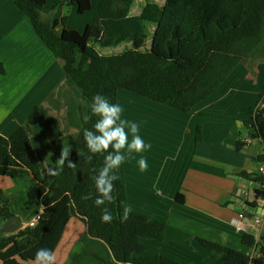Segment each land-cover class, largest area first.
<instances>
[{"label":"trees","instance_id":"trees-1","mask_svg":"<svg viewBox=\"0 0 264 264\" xmlns=\"http://www.w3.org/2000/svg\"><path fill=\"white\" fill-rule=\"evenodd\" d=\"M10 1L41 46L61 63L86 112L70 148L76 168L65 163L48 186L42 180L38 157L26 130L19 127L7 139L0 136V177L19 183L29 180L24 191L7 194L0 189V226L15 216L25 222L38 217L32 227L13 235L0 232V251L15 242L26 250L38 245L49 229L56 204L66 195L69 215L79 220L86 232L75 243L65 264H180L161 255L142 256L143 240L164 239L163 223L133 211L127 222H120L122 204H127L120 168L113 193L116 201L106 205L113 220L101 221L103 206L94 203L97 193L92 177L102 167L104 156L96 154L88 161L86 156L92 154L83 137V130H94L98 119L91 114L92 98L99 93L115 104L120 94H130L179 113H190L216 94L240 64L264 62V0H164L162 6L147 3L138 15H130L135 0H99L83 34L67 30L66 17L58 21L53 10L46 12L47 0ZM90 2L59 0V6L76 5L83 13ZM59 25L62 28L57 32ZM150 25L153 30L147 48ZM122 43L130 47L114 55H100L95 48ZM260 98L264 102V89ZM248 115L249 120L244 121L248 137L264 149V108ZM89 116L91 119H86ZM38 119L35 111L27 122L35 126ZM44 130L51 145L62 136L55 117L45 119ZM196 131L195 140L201 142L202 127L197 125ZM244 145L237 139L235 150L240 151ZM255 161L264 164V156ZM238 176L254 186L253 200L246 204L256 208L255 202L264 199V173L241 172ZM88 193H92V199H82ZM176 200L182 202L181 196L177 195ZM198 241L214 264H264V240L256 245L250 235H243L241 244L247 249L255 248L252 257L212 241Z\"/></svg>","mask_w":264,"mask_h":264},{"label":"crops","instance_id":"crops-1","mask_svg":"<svg viewBox=\"0 0 264 264\" xmlns=\"http://www.w3.org/2000/svg\"><path fill=\"white\" fill-rule=\"evenodd\" d=\"M98 1L91 0L90 7H96ZM73 7L78 11L76 5ZM54 18L59 21L56 16ZM0 63L3 66L0 73V136L7 139L23 127L34 148L41 145L42 159L52 160L51 164L43 166L37 156L44 180L46 171L51 172L54 167L55 155L58 156L54 146L62 149L63 143L73 144L86 106L78 91L67 81L61 63L41 46L10 0H0ZM263 89L264 62L244 63L235 69L216 94L188 114L151 104L146 107L147 116L162 113L165 117L169 139L160 143L161 138L155 135L151 149L137 153L146 154L143 157L147 160L146 171L139 167L137 172L132 170L127 175V172L122 174L120 167L127 205L133 212L165 225L162 241H142V256L161 255L180 264H214L199 239L241 250L250 256L254 248L243 247L242 236H252L256 245L264 240V228L251 222L253 216L260 214L259 208L247 206V216L242 224L233 225L239 211L238 203L251 200L254 193V186L238 175L255 173L263 164L255 161L258 156H264L262 145L246 142L247 135L241 136L239 131L245 121L241 116L253 111ZM35 111L39 115L38 124L31 126L27 119ZM50 116L59 121L62 132L54 145L49 143L44 130V121ZM143 122L146 131L157 124L156 121ZM234 122H237L236 128ZM174 125L177 130L170 132L168 129L173 130ZM197 125L202 127L201 142H196L193 134ZM237 139L246 142L240 151L235 150ZM60 167L58 165L61 170ZM44 185L47 186L45 182ZM177 195L181 196L182 202L176 201ZM63 201H66L68 212V196L64 195L56 206ZM54 215L48 231L30 251L51 236ZM75 224L79 230L77 240L71 241L64 251L68 243L65 240L62 251H58L63 260L58 264L68 261L70 249L86 232L81 222L75 220Z\"/></svg>","mask_w":264,"mask_h":264},{"label":"rangeland","instance_id":"rangeland-1","mask_svg":"<svg viewBox=\"0 0 264 264\" xmlns=\"http://www.w3.org/2000/svg\"><path fill=\"white\" fill-rule=\"evenodd\" d=\"M97 1L98 0H94V2H97ZM147 3H155L159 6H162L164 4V0H135L133 7L130 10V15L140 14L142 8ZM1 5H4V4H1ZM96 8L97 6L93 8L91 5L90 9H88L87 11L83 13H79L75 7L71 8L67 6H59V0H47L46 5H45V11L50 12L51 10H53L55 12L56 18H59V20L63 17L67 18L65 22V28L67 30H74L81 34L85 32L87 26L92 22L93 17L95 15ZM61 28H62L61 25H59L58 30L60 31ZM148 30H149L148 39L146 41L147 48L149 47L153 26L150 25ZM127 47L128 48L130 47L129 43H122V44H119L118 46L110 47V48H101L95 45V48L98 51V53L103 56L119 54L123 52ZM240 65H243V64H240ZM260 102H261V98L258 103ZM119 104L123 109V112L121 114L122 119H127L129 121L136 122L139 125V135L142 137L145 143H152V140L154 139L155 135L157 136L158 139L161 138L160 143H165V140L169 139L168 138L169 133L166 129V121H165L166 119L162 115V113L152 114V116L148 114L149 116H147L148 112H146L145 110L149 104L156 105L158 107H161V106L154 104L148 100L135 97L130 94L129 95L120 94ZM142 113H145V115H141ZM241 117L245 121L249 120V115L247 113L243 114ZM144 120L146 122L156 121L157 124L151 125L149 127V130L146 131L145 130L146 125H143ZM237 126H238L237 122H234V127L236 128ZM168 130L170 132H175L177 129L175 128V125H174L173 130L171 129H168ZM194 130H193V134H194V137L196 138L197 131H195L194 133ZM239 131H240L241 136H246V135L248 136V130L246 129L244 125L243 127L239 129ZM129 139H131V137H129ZM34 144L36 145V143ZM63 144H64L63 145L64 148H68L70 150L71 148L70 146H72V143L71 145H68L69 143H63ZM54 148H55L54 149L55 153H57L58 156H60L61 151H62L60 146H54ZM34 149L36 151V154L38 153L37 156L39 157V160L43 162V166H47L52 163L51 162L52 160L49 161V160L42 159V156H41L42 151H41L40 144ZM122 151L126 156L125 161L120 166L123 169V170L121 169L122 174L127 172V175H128V173L132 172V170L137 172L140 167L138 158L144 157V155L146 154L137 155V153L133 152L129 155L126 149ZM58 156L55 155L56 158L52 165L54 167L52 168L51 172L46 171L47 175L43 181L45 182L47 186L53 181V179L56 178V176L61 171L60 169H58V162H57V159L59 158ZM123 177L125 178L124 175ZM28 182L29 180L27 178L25 179V181H22L19 183V182H14V180L11 178L6 179L5 177H0V189L7 194L15 193L18 191H24L26 189L25 187L28 186ZM176 201L178 202V200ZM66 208H67L66 201H63L56 207L55 215L53 218V221H54V228L52 229L53 232L44 244H42L39 247H36L33 251H30V250H26L24 247H18L17 242H15L12 245H10L9 248H7L5 251L0 252V264H33L35 254L37 250L41 248H48V249L54 250L57 256V264L58 262L62 261L63 255H60L58 251H62L61 247L64 244L65 240H67L68 243H66V245L64 246V251L67 249V246L69 245V243H71V241L75 242V240H77V237H78L77 234L79 232L75 224V220L77 219L73 218L72 220L70 218L71 216L66 211ZM26 225L27 224L24 221L23 228H25ZM57 247L61 249H57Z\"/></svg>","mask_w":264,"mask_h":264},{"label":"clouds","instance_id":"clouds-1","mask_svg":"<svg viewBox=\"0 0 264 264\" xmlns=\"http://www.w3.org/2000/svg\"><path fill=\"white\" fill-rule=\"evenodd\" d=\"M90 107L92 116H96L98 117V119L93 125L94 130H90L87 128L83 130V137L86 143V147L88 149V152L92 154L87 155L86 159L88 161H91L93 156L96 154L104 156L102 167L98 170L97 174L92 177L97 193L94 203L97 207L103 206L101 221L103 223H111L113 220V214L112 211L106 205L109 203H114L116 201V196L113 195V193L115 191V182L119 179L117 172L121 164L126 159V156L122 150L126 149L129 155L133 152L143 153L146 150H150L152 145L150 143L145 144L142 137L139 135V125L136 122L129 121L127 119H122L121 114L123 112V109L119 103H111L106 96L97 93L93 96ZM262 108H264V102L261 101L257 104L253 111ZM86 119H91V116L87 117ZM129 137H131V139H129ZM251 141L254 140H251L247 136L246 142ZM110 149L111 151H109ZM80 155L83 156L85 154L80 153ZM70 157V150L68 148H62L61 154L57 159L58 165L63 167L65 163H67V167L75 169L76 164L72 161ZM139 166L141 171H146L148 167L147 160L141 157L139 159ZM94 171L96 170L94 169ZM255 173L258 172L256 171ZM253 196L254 193L251 197V200L243 201L244 218L247 216L245 209L248 205L246 204V201H252ZM82 199H92V193H88V195L83 196ZM256 206L257 207L253 209H264V207L259 206L257 204ZM132 211L133 210L130 205L122 204L120 222H127L130 219ZM256 216L261 215L258 214ZM256 216H253V218ZM261 217L264 218V216ZM37 220L38 217H34L31 222H25L27 224L26 227H32ZM20 230H18L17 232H19ZM253 254H255V248L252 252L251 257L253 256ZM33 264H57V256L55 251L48 248L38 249L35 254Z\"/></svg>","mask_w":264,"mask_h":264},{"label":"built area","instance_id":"built-area-1","mask_svg":"<svg viewBox=\"0 0 264 264\" xmlns=\"http://www.w3.org/2000/svg\"><path fill=\"white\" fill-rule=\"evenodd\" d=\"M257 172L263 174L264 173V165L260 164L257 168ZM262 186H259V188H261ZM239 202V200H238ZM256 204L259 206L264 207V199L261 200H257ZM238 207H239V211L236 214V217L234 219L233 225L239 226L242 224V220L244 218V213H243V209H244V202L240 201V203H238ZM252 224L256 227L259 228H264V218L261 216H256L252 219Z\"/></svg>","mask_w":264,"mask_h":264},{"label":"water","instance_id":"water-1","mask_svg":"<svg viewBox=\"0 0 264 264\" xmlns=\"http://www.w3.org/2000/svg\"><path fill=\"white\" fill-rule=\"evenodd\" d=\"M260 215L264 216V209L259 208ZM23 228V220L20 216H15L0 226V232L3 234L11 235Z\"/></svg>","mask_w":264,"mask_h":264}]
</instances>
